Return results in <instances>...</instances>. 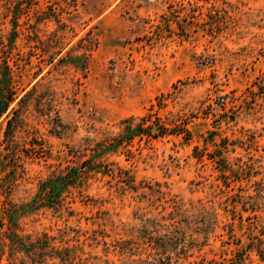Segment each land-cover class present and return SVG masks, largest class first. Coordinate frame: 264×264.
I'll return each mask as SVG.
<instances>
[{
  "label": "rangeland",
  "instance_id": "obj_1",
  "mask_svg": "<svg viewBox=\"0 0 264 264\" xmlns=\"http://www.w3.org/2000/svg\"><path fill=\"white\" fill-rule=\"evenodd\" d=\"M9 87L0 264H264V0H0Z\"/></svg>",
  "mask_w": 264,
  "mask_h": 264
},
{
  "label": "trees",
  "instance_id": "obj_2",
  "mask_svg": "<svg viewBox=\"0 0 264 264\" xmlns=\"http://www.w3.org/2000/svg\"><path fill=\"white\" fill-rule=\"evenodd\" d=\"M174 4H169L168 6V10L170 12V14H167V13H164L163 14V17L164 18H170V16L174 15ZM13 17L15 18L16 17V11L13 10ZM6 62V66H7V69L12 71V67L9 65V60H5ZM10 73V72H8ZM16 92L11 89V87H9L7 90H4L3 88L1 89V92H0V115L5 112L11 102L16 98ZM16 113H17V109H15L14 111V116H12L10 119H8L7 121V128H6V131H5V141H6V148L8 150L9 153H13L12 151V142L10 141V132H11V129H12V126L14 125V119L16 118ZM3 188H6L7 186L5 184L2 185ZM6 225V223L3 221V219L0 217V233H7V229H4V226ZM8 228H10L8 226Z\"/></svg>",
  "mask_w": 264,
  "mask_h": 264
}]
</instances>
